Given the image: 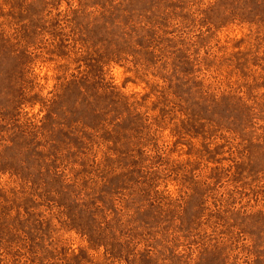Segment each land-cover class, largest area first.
<instances>
[{
    "label": "rangeland",
    "instance_id": "rangeland-1",
    "mask_svg": "<svg viewBox=\"0 0 264 264\" xmlns=\"http://www.w3.org/2000/svg\"><path fill=\"white\" fill-rule=\"evenodd\" d=\"M0 264H264V0H0Z\"/></svg>",
    "mask_w": 264,
    "mask_h": 264
}]
</instances>
